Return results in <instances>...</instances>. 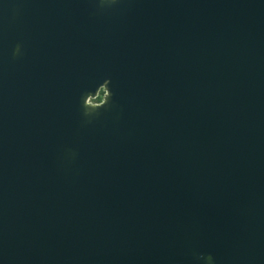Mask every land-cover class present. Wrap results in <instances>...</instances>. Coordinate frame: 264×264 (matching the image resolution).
Wrapping results in <instances>:
<instances>
[{"label":"water","instance_id":"1","mask_svg":"<svg viewBox=\"0 0 264 264\" xmlns=\"http://www.w3.org/2000/svg\"><path fill=\"white\" fill-rule=\"evenodd\" d=\"M0 264H264V0H0Z\"/></svg>","mask_w":264,"mask_h":264},{"label":"rangeland","instance_id":"2","mask_svg":"<svg viewBox=\"0 0 264 264\" xmlns=\"http://www.w3.org/2000/svg\"><path fill=\"white\" fill-rule=\"evenodd\" d=\"M104 95H105V90L101 89L99 94L95 98H91L90 100L93 102H100L99 100H101L104 97Z\"/></svg>","mask_w":264,"mask_h":264},{"label":"built area","instance_id":"3","mask_svg":"<svg viewBox=\"0 0 264 264\" xmlns=\"http://www.w3.org/2000/svg\"><path fill=\"white\" fill-rule=\"evenodd\" d=\"M91 101V100H90ZM93 102V101H92Z\"/></svg>","mask_w":264,"mask_h":264},{"label":"flooded vegetation","instance_id":"4","mask_svg":"<svg viewBox=\"0 0 264 264\" xmlns=\"http://www.w3.org/2000/svg\"><path fill=\"white\" fill-rule=\"evenodd\" d=\"M103 99V98H102ZM101 101V100H100Z\"/></svg>","mask_w":264,"mask_h":264},{"label":"trees","instance_id":"5","mask_svg":"<svg viewBox=\"0 0 264 264\" xmlns=\"http://www.w3.org/2000/svg\"><path fill=\"white\" fill-rule=\"evenodd\" d=\"M102 100V99H101ZM100 101V100H99Z\"/></svg>","mask_w":264,"mask_h":264}]
</instances>
